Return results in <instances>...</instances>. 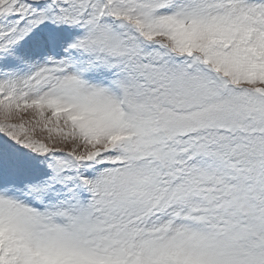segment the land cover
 I'll return each mask as SVG.
<instances>
[{
    "label": "snow or ice",
    "instance_id": "obj_1",
    "mask_svg": "<svg viewBox=\"0 0 264 264\" xmlns=\"http://www.w3.org/2000/svg\"><path fill=\"white\" fill-rule=\"evenodd\" d=\"M0 264H264V0H0Z\"/></svg>",
    "mask_w": 264,
    "mask_h": 264
}]
</instances>
